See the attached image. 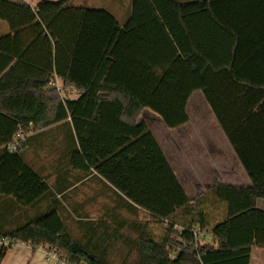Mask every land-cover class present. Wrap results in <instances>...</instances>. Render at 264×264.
<instances>
[{"label": "trees", "instance_id": "trees-1", "mask_svg": "<svg viewBox=\"0 0 264 264\" xmlns=\"http://www.w3.org/2000/svg\"><path fill=\"white\" fill-rule=\"evenodd\" d=\"M246 13L252 19L244 20ZM145 15L171 35L160 37L162 47L159 39L145 35L150 22ZM189 17L212 34L209 40H225L226 56L200 49L181 59L173 44L175 21L170 25L167 19L187 25ZM0 21L9 27V35L0 39V197L27 209L48 194V185L23 162L25 148L10 153L4 146L29 124L34 132L68 120L78 148L71 155V167L93 169L148 211L145 228L167 227L159 238L139 241L136 264H249L252 249L264 250V211L255 207L256 200H264V154L259 158L246 150L245 135L230 131L217 105L224 97L226 105L245 106L243 125H252L264 111V0H210L187 6L135 0L123 28L103 10L71 7L65 0H42L34 9L0 0ZM22 33L28 38L20 45ZM30 49L39 53L32 55ZM205 62L210 68L202 70ZM178 63L187 67V76L197 74L198 82H174ZM156 65L166 69L159 71ZM206 77L212 83L207 84ZM53 79L78 98L60 97L49 88ZM194 91L204 94L252 187L217 186L210 200L202 197L190 204L153 137L135 121L143 110H150L168 129L185 125L186 104ZM150 192L161 193L160 204L144 201ZM182 215L189 222H182ZM208 229L211 245L200 241V233ZM0 239L11 246L45 249L62 264H108L74 241L54 211L0 234ZM11 246L2 248L0 261Z\"/></svg>", "mask_w": 264, "mask_h": 264}, {"label": "crops", "instance_id": "crops-1", "mask_svg": "<svg viewBox=\"0 0 264 264\" xmlns=\"http://www.w3.org/2000/svg\"><path fill=\"white\" fill-rule=\"evenodd\" d=\"M4 1L18 5L26 4L34 9L42 0ZM65 1L71 7L103 10L110 14L122 28L130 20L135 2V0ZM169 1L179 6H187L203 4L210 0ZM144 18L150 21L149 26L144 30L145 35L159 39L158 42L162 47L164 38L160 37H166L165 34L168 31L164 32L158 25H152L151 20L153 19H150L152 16L145 15ZM243 19L248 21L252 17L246 13ZM167 21L170 25H174L175 21L177 31L176 41L173 40L175 41L173 44L182 60L185 59L183 54L188 56L198 54L200 49L203 52L217 51L226 56L225 40L222 44L214 42L213 39L209 40L212 34L205 29L200 30L195 17H189L187 25L175 18H168ZM8 35L7 23L0 21V39ZM19 36V43L23 45L28 35L22 33ZM167 36L171 37L168 33ZM201 39H204V42ZM32 48L36 49V47ZM166 48L169 47L166 46ZM33 49L28 52L32 55L34 52L39 53L38 50ZM19 50H24V46L19 47ZM150 53H153L152 49ZM225 56L222 58L223 62ZM222 67L226 69V66ZM222 67L218 66L217 69H222ZM155 68L160 71L166 69V66L156 65ZM205 68H210L208 62L203 63L202 70ZM186 70H188L187 67L181 63L176 66L174 82L177 81L180 86L193 85L199 80L197 74L187 76ZM206 82L207 84L212 83L211 77H206ZM77 98L78 96L75 95L71 99ZM223 99L224 97H219L217 103L220 117L224 118L230 131L245 135L248 143H244L246 150L255 151V155L261 158L260 155L264 154V111L252 125H243L245 123L242 117H246L244 116L246 111L243 109L245 106L242 104L241 107L226 105ZM243 100L245 99H240V103ZM221 104L222 107H220ZM185 111L188 122L175 129L166 128L162 120L150 110H143L135 124L143 123L147 128L189 203H194L202 197H208L210 191L217 186L251 188L249 177L238 161L224 130L201 91H194L190 95ZM234 119L235 122H241V124L234 126ZM250 145H254V148ZM77 149L73 129L68 120L43 130L34 131L28 136L22 153L23 162L48 185L49 192L27 209L19 207L10 198L0 197V234L22 226L41 214L54 211L62 220L71 238L98 260L108 264L136 262L139 241L149 240L150 236L159 238L158 236L162 235L167 227L150 225L145 228V214L148 211L117 192L93 169L89 172L73 169L70 159ZM142 173L143 175L147 173L146 168ZM160 198L161 193L155 196L150 192V194H145L144 201L150 204H160ZM210 198L212 197H208L209 200ZM255 207L264 211V200H256ZM220 209H222L221 206L219 212H222ZM215 211L208 209L209 213ZM176 214L180 215L179 212ZM180 220L189 222V219H184L183 215ZM200 238L202 244H213L214 240L209 229L202 231ZM1 251L0 246V253ZM49 253L45 249H32L29 245L17 243L6 250L0 264H57L55 258ZM249 264H264V250L252 249Z\"/></svg>", "mask_w": 264, "mask_h": 264}, {"label": "built area", "instance_id": "built-area-1", "mask_svg": "<svg viewBox=\"0 0 264 264\" xmlns=\"http://www.w3.org/2000/svg\"><path fill=\"white\" fill-rule=\"evenodd\" d=\"M60 85L61 83L59 82V80L53 79L49 83V88L55 89V91L59 93L61 91ZM31 127L32 125L29 124L28 130H23V129L19 130L17 134L12 138L11 142L4 146L5 150L10 153L22 151L26 147L28 136L32 133ZM198 232H199V229L195 228L192 233L194 238H196L195 239L196 241L198 240ZM0 246L2 248H8L9 246H11V243L8 240L0 239ZM49 254H51L52 257L55 258V263L62 264V262H58L54 253L50 252Z\"/></svg>", "mask_w": 264, "mask_h": 264}, {"label": "rangeland", "instance_id": "rangeland-1", "mask_svg": "<svg viewBox=\"0 0 264 264\" xmlns=\"http://www.w3.org/2000/svg\"><path fill=\"white\" fill-rule=\"evenodd\" d=\"M61 91L59 92L60 97H65V98H73L75 97V93H70L68 90H63L62 85H60ZM52 256V255H51ZM137 262H124V263H111V264H136Z\"/></svg>", "mask_w": 264, "mask_h": 264}]
</instances>
